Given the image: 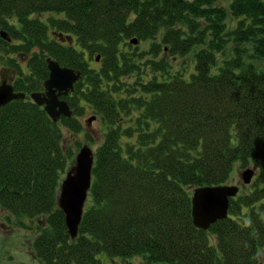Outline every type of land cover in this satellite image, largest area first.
I'll list each match as a JSON object with an SVG mask.
<instances>
[{"label":"trees","instance_id":"1","mask_svg":"<svg viewBox=\"0 0 264 264\" xmlns=\"http://www.w3.org/2000/svg\"><path fill=\"white\" fill-rule=\"evenodd\" d=\"M47 58L81 74L57 122L29 98ZM3 70L25 99L0 108V209L34 223L40 264H264V0H0ZM83 145L94 164L72 240L57 200ZM237 166L255 176L228 217L195 228L192 191Z\"/></svg>","mask_w":264,"mask_h":264},{"label":"water","instance_id":"2","mask_svg":"<svg viewBox=\"0 0 264 264\" xmlns=\"http://www.w3.org/2000/svg\"><path fill=\"white\" fill-rule=\"evenodd\" d=\"M1 37L11 42L6 33L2 32ZM62 37V35H58ZM70 41L69 39H67ZM136 38L130 40L131 45H136ZM100 61V56L95 58V62ZM48 79L44 82L42 93H33L30 99L39 107H43L49 118L57 122L61 117L71 118L72 111L66 101L61 100V96H67L74 91V86L81 80L79 71L62 67L58 62L47 58ZM10 72L6 70V75L0 81V108L15 100H23L25 95L14 92L11 84L7 81ZM94 118L88 119L89 125ZM94 164V154L88 145H84L77 152L73 165L66 172L60 185L58 208L64 214L67 234L73 240L78 234L85 203L91 186L92 168ZM255 172L246 169L240 174L244 186L251 183ZM240 191L237 186H216L202 187L194 189L191 197V217L193 226L206 231L211 225L219 220L228 217L229 199L235 198Z\"/></svg>","mask_w":264,"mask_h":264},{"label":"rangeland","instance_id":"3","mask_svg":"<svg viewBox=\"0 0 264 264\" xmlns=\"http://www.w3.org/2000/svg\"><path fill=\"white\" fill-rule=\"evenodd\" d=\"M221 3L226 5L224 1H221ZM45 17L46 15L40 16L41 19H45ZM48 17H50V15ZM128 42L129 41H127V43ZM147 45V43L140 44V49L146 48ZM130 46L131 48L129 47L127 49L134 50L137 45ZM90 67L92 69H97L99 65L96 64L94 61H91ZM9 74L10 72L7 73V80H10ZM0 75L1 77L6 75V70L1 71ZM93 116L94 115L92 114V112L88 111L86 115L80 116L78 119L83 124V127L87 129L88 132L93 134L95 137H98L99 134L104 131V127L100 123V120H92L89 126L85 123L87 119H90ZM65 136L68 137L69 133H66ZM77 139H79L83 143L81 137H77ZM66 142L70 145L69 139H66ZM249 168H252V166H249ZM242 171L243 169H239L238 166L235 168L232 177L228 182L229 186H237L241 190V188L244 186L240 178V174L242 173ZM7 216L8 214L0 209V264H40V261H38L33 254V241L37 232L35 231L34 223L30 224L29 222H26L31 227V229L19 228L16 227V224L12 218L10 219V221H7L5 219V217ZM119 262L121 263L122 261L119 260ZM104 263L108 264L109 261L105 260ZM129 263L144 264L141 258H134L130 260Z\"/></svg>","mask_w":264,"mask_h":264},{"label":"flooded vegetation","instance_id":"4","mask_svg":"<svg viewBox=\"0 0 264 264\" xmlns=\"http://www.w3.org/2000/svg\"><path fill=\"white\" fill-rule=\"evenodd\" d=\"M42 92H43V91H42ZM42 92H41V93H42ZM69 95H70V94H68L67 96H61L60 99L63 100V99H62L63 97H68Z\"/></svg>","mask_w":264,"mask_h":264}]
</instances>
